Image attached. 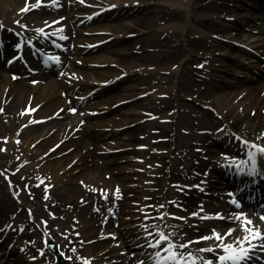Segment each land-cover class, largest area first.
I'll use <instances>...</instances> for the list:
<instances>
[{
	"label": "bare ground",
	"instance_id": "1",
	"mask_svg": "<svg viewBox=\"0 0 264 264\" xmlns=\"http://www.w3.org/2000/svg\"><path fill=\"white\" fill-rule=\"evenodd\" d=\"M198 1L205 4H202L204 9H212L216 13L222 11V13H226L224 19H219V17L210 14H201L194 16L192 24H189L190 13L193 12L195 0H0V168L7 172L9 178L11 177L10 185L12 187H18L13 181H17V177H21L33 191L32 193L27 191L20 194V199L7 194L0 200V227L5 226L2 233L6 232L7 234L5 247L8 249L7 252L12 253V264H57L56 257L52 256L45 247L50 240H54L64 251L69 259V264H108L110 261L117 264H123L125 261L128 264H140L138 258L129 257L131 248L139 242L140 230L152 224L165 226V211L172 209L171 205L176 202L194 205V202L197 201L194 195L197 193L200 195L201 189L194 187V181L185 182L188 189L190 187L192 191L191 195H186L185 192L170 185L171 179L178 181L193 180L189 174L201 170V166L206 165L212 169L221 168L223 167L221 164L227 163L232 157L240 154L247 157V163L243 167L249 176L251 175L253 180L264 179V160L262 159L264 154L259 151L260 145L264 146V83L259 85L256 90H249L247 99L250 101L248 105L239 104L237 107L233 105L232 109L226 110L222 123L224 128L217 119L210 118L197 110H191L197 123L196 127L180 133L176 139V152L173 162L164 171L152 175L149 192L146 193L145 199L151 203L148 205L151 213L149 217H146V223H137L139 225L137 227L131 223L125 224L124 233H119V226L114 225V229H112L114 233L110 235L113 239L111 242H107L109 228L104 220L113 221V217L117 213L124 215L123 220L127 219L131 222L136 219L139 220L138 214H129V202L122 191L115 186V183H119V179L108 175L104 177V180L109 183V187L105 188L104 195L93 193L91 190L92 183L83 175L79 178L84 179L80 185L71 177L66 182L67 184L59 186L58 176L54 177L55 183H52V179L46 174L45 170L47 169L43 168L44 172H36L35 167L31 166L29 161L31 155L26 154V145L40 139V142H43L38 143V148L32 152L42 158L56 156L57 150L53 149L52 146L55 143L52 144V142L65 140V142L74 141L75 143L82 141V144H85L84 147L89 144L90 140L88 141L86 136L90 131H94L90 123L88 125L83 123L84 127H82L81 124L75 123L76 116H70L69 120H64L66 116L73 115L75 108L72 107V104L82 101L72 100L71 102L65 98L53 103L57 93L48 92L57 88L69 92L83 85V82L70 83L65 81L63 80L64 76H68L69 73L78 74L80 81L84 80V76L88 83L101 84L99 86L103 88L106 83L111 81L109 77L108 79H97L96 82L94 75L81 70L75 71L76 69L74 71L67 69L61 77L52 78L53 72H56L58 67L54 68L53 71L44 72L41 67L36 66L31 55L28 57V53H26L27 56H23L25 45H43L51 42L52 36L48 35V29H45L46 25L55 24L56 32L52 34L56 37L53 38H56L64 51L79 48L81 41L77 38L78 31L75 28L96 18L97 21L105 19V22L98 23L87 31L97 30L106 33L111 31L113 35L86 41L88 43L87 49L95 48V46H90V43L99 42L100 39L109 38L105 43H97L96 47L103 49L109 47L108 45L111 43L121 42L123 36H132L133 32L141 33L132 43H126L125 49L128 50V53L122 50L119 52L129 55L130 60L124 66V71L127 74H147L139 78L136 84H153L157 77L158 79L163 77L165 81H170L173 75L176 76L177 73H180V70H177L172 71L173 73L165 72L158 76L157 73L146 71L151 65L149 63L167 65L171 60L176 61L184 55V51H182L184 44L179 35L181 36L186 30L197 32V25L204 26L210 33L208 41L211 44H208L206 40L203 42L200 38H196L194 41L203 45L204 48H210L218 45L217 37L227 38L229 36L227 31L232 33V30H239L243 27V22L239 21L240 19L233 13L236 8L225 7L220 0ZM226 1L229 3L233 0ZM25 8L28 10L23 11ZM128 21L131 27L136 28V31L131 33L126 25ZM160 27H166L164 29L168 32L161 30ZM41 29L45 30L40 33L39 30ZM105 29L107 31H104ZM16 41L21 45L18 50L16 49V52H23L17 61L7 64L4 59L10 51L15 50L13 47L11 48V45ZM115 50L107 48L104 51L106 54L101 56L108 57V54ZM189 51L203 53L206 52V49L189 48ZM185 55L188 56V53ZM189 56L186 61L194 60L191 53ZM91 57L87 56L88 59ZM61 59L60 57V61ZM78 61L89 64L83 59H78ZM195 61L200 65V59L199 62ZM45 64L49 66L48 62ZM201 66L203 65L198 66V68ZM182 68H184L182 73L191 77L192 73L196 71L195 67V69L193 67L185 68V66ZM98 74L104 73L97 71ZM125 76L118 74L114 80H120ZM157 82L159 81L157 80ZM41 84H44L42 85L43 89L35 95ZM219 85L214 81L208 82L207 90L200 92L198 96L203 100H211L214 96L213 93H210V89ZM135 86L137 85L128 84L127 88L129 90ZM103 88L94 87V90L98 93ZM137 94L130 92L125 94V97L121 95V98L116 95L99 101L97 105H112L113 98H118L114 102L125 98L134 99ZM149 99L146 100L151 101ZM148 101L136 98L132 101V109H141V106L148 104ZM172 101L170 95L158 96L152 99L154 103L152 107L156 112H164ZM111 105H106V107L112 108ZM175 108L176 106H173V109ZM183 111L184 104L180 107V112ZM123 120L120 124L117 123V127H113V133H117L121 125L130 126L134 123L138 125L128 133L130 137L135 136L137 132L140 134L155 132L170 135L168 124L172 119H156L147 123L141 117L128 116ZM99 125L100 123L97 122V126ZM107 134V132L97 131L93 135L103 138ZM216 135L222 137L216 139ZM251 141H255L257 145L252 146ZM46 144H49L48 148H46ZM201 144L204 145L203 148L200 147ZM212 146L214 149H220L222 154L216 157H211V155L207 157L209 155L207 149ZM51 149L52 151L49 152ZM113 151H105L107 155L105 160H102L105 167L109 163L116 162ZM82 153L78 149L70 157L71 160L76 159L74 162L75 169L86 166L88 155ZM249 153L253 154L254 159L250 157ZM166 155V152L157 150L150 151L147 157L152 160L158 158L165 160ZM216 158L219 159L218 164L211 162ZM156 166L160 167L159 164ZM232 171L230 169L223 170L221 173L222 182H214L216 183L214 185L221 188L224 184L233 182L235 174ZM36 187L40 188L39 191ZM136 187L137 185L132 186V188ZM165 187H167L166 191H164ZM258 196L259 194L256 193V195L248 198L249 208L264 210V207L259 206L255 201L259 199ZM246 199H242L238 206L245 208ZM155 201L157 202L155 203ZM176 208L175 212L183 211L181 206ZM186 211L189 210L186 209ZM240 219L241 222L238 225H225L224 222L219 221L216 222L218 223L216 227L210 222H196L189 230L184 227L168 226L167 233L169 238L174 240L178 249H183L179 245L187 244L188 247L185 248L194 249L197 252L191 255L192 258H195V255L198 256V259H194L195 264H209L205 258L208 259L210 255L217 253L221 248L217 245L216 235L222 236L226 232H232L236 236L244 237L249 232L245 231L246 227L251 230L253 225L261 223V215L251 209H244L240 218L234 216V220L239 221ZM150 221H154V223ZM246 221L252 223L246 225ZM15 224L17 228H13ZM11 228L13 229L7 233ZM125 235L128 236V239L124 240V248H120L117 241L125 238ZM147 243L145 244L149 254V251L152 252L154 247L148 246ZM202 249H209L210 251H201ZM202 253L207 254V256L202 257ZM166 256L168 255L160 254V259ZM147 258L149 260H146V264L151 261L157 264V255H151ZM260 264H264V252L261 254Z\"/></svg>",
	"mask_w": 264,
	"mask_h": 264
},
{
	"label": "rangeland",
	"instance_id": "2",
	"mask_svg": "<svg viewBox=\"0 0 264 264\" xmlns=\"http://www.w3.org/2000/svg\"><path fill=\"white\" fill-rule=\"evenodd\" d=\"M220 2L225 7L236 8V11L233 13L236 14L238 19H240L239 21L243 22V27L239 30L231 29L233 31L232 33L227 31L229 34L227 38L220 36L217 37L219 40L218 45L210 48H204L203 45L194 41L196 38H200L203 42L206 40L208 44H211V42L208 41L210 33L202 25L196 26L198 30L197 32H189L186 30L181 36L179 35L184 44L182 46L184 55L176 61L171 60L172 62H168L167 65L162 63L155 64L154 62L149 63L151 65L146 71L148 73H157L158 76H160L165 72H175L180 70V73H177L176 76L173 75L170 81H165L163 77H159V79L157 77L156 82L153 84H136L138 79L145 76L144 74L146 73H135L134 75H131L124 71V66L128 64L130 59L128 54L120 53L119 51L122 50L123 52L128 53V50L125 49L126 43H132V41L141 34L133 32L136 31V28L131 27L129 21L126 25L129 27L131 33L133 32V35L123 36L120 40L121 42L111 43L108 45L109 47L103 49H98L96 47L97 43H105L109 38L100 39L99 42H91L90 46H95V48L87 49L88 43L86 41L89 42L90 40L97 39V37L113 35L111 31L109 33L98 32L97 30L92 32L87 31V29H91L98 23L105 22V19L97 21V18L92 19L87 24L79 25L75 28L78 31L77 38L81 41V45L76 50L72 49L64 51L56 38H53L56 37L52 34L53 32H56V28L54 27L55 24L46 25L45 27V29H48V35L52 36L50 43L39 46L36 45L37 47H35L34 53H32L30 48L26 47L28 55H31L32 60L36 62L35 64L41 67L44 72H49V70L53 71L54 68L58 67L57 71L53 72L52 78H56V76L61 77L67 69H73V71L76 69L75 71L81 70L90 73L95 76L94 79H96V82L97 79L102 80L110 77L111 81L106 83L103 88L102 86H99L101 84L96 85V83H88L84 76V80L80 81V76L78 74L69 73L68 76H64L63 80L70 83L83 82V85L69 92L65 90L62 91L63 89L59 88L48 91L49 93H57L53 103L65 98H68L71 102L72 100L82 101L81 103L72 104V107L75 108L73 110L75 111L73 112V115L66 116L64 120H69L70 116H76L75 123L81 124L82 127H84L83 123L86 125L90 123L92 125L94 131H90L86 136L88 141L90 140L87 146L84 147L85 144H82V141H77L75 143L74 141L65 142V140L52 142V144L55 143L52 147L57 150L56 156L42 158L32 152V150L34 151L38 148V143L41 144V142H43H40V139L39 141L26 145L27 152L25 151L26 154L31 155L29 161L31 166L35 167L36 172H44L43 168H46L47 170H44L46 171L47 176L52 179V183H55L54 177L58 176L59 186L67 184L66 182L71 177H73V180L80 185L84 179L79 178L83 175L85 179L92 183L91 190L93 193L95 192V194L100 193V195H104L107 186L109 187V183L104 180V177L108 175L109 177L119 179V183H115V186L118 190L122 191L129 202V214H138L139 220L136 219L132 222L127 219L123 220L124 215L121 213L115 214L113 221L104 220L109 228V233L107 234L109 239L107 242L113 241L110 235L114 233L112 230L114 229V225L119 226V233H124L126 229L125 224L131 223L133 226L137 227L139 226L137 223H146V217H149L151 213L150 208H148V205L151 203L145 199L147 197L146 193L148 194L149 192V183L152 181V175L159 171H164L166 167L173 162L174 153L176 152V139L179 137L180 133L196 127L197 123L194 120L191 110H197L210 118L217 119L219 124L224 128V124L222 123L223 115L224 113L226 114V110L232 109L233 105L235 107L239 104L242 106L248 105L250 101L247 99L249 90H256V88H259V85L264 83V0H233L229 3L226 0H220ZM202 4L203 2L195 0V5L193 4V12L190 13L189 24H192V18L194 16L201 14H210L219 17V19H224L226 13H222L223 11L216 13L212 9H204L202 7L205 4ZM164 28L166 27H160L161 30H165ZM45 29L39 31L41 32ZM104 31L107 30L105 29ZM165 31L168 32V30ZM18 43V41L12 43L11 48L18 49V47H15L16 45H19ZM107 48L116 50L109 53L108 57L101 56L106 54L104 51L107 50ZM189 48L206 49V52L198 53L189 51ZM15 51L16 50L10 51L7 54L4 59L5 63L8 64V61L13 62L17 60L18 54H16ZM186 53H188V56L185 55ZM190 53L193 55L194 60L190 59L189 61H186L190 57ZM87 56L92 57L88 59ZM60 57L62 58L61 61ZM78 59H83L84 61L89 62V64L80 63ZM199 59L201 62L200 65L206 66L205 68L203 66L198 68L200 65H198L195 60L198 61ZM182 60L183 63L181 64ZM106 61L107 64H105ZM45 62H48L49 66L45 64ZM97 63H99V65H97ZM183 66H185V68L195 67L196 71L193 72L194 75L192 73L191 77L190 75L182 73L184 71V68H182ZM97 71H101L104 74L97 75ZM118 74L119 76H126L120 80H114ZM87 78L93 79L91 77ZM157 80L159 82H157ZM210 81H214L220 85L210 89V93H213L214 96L211 100H203L198 94L207 90V85ZM128 84H134L137 86L128 90ZM42 85L44 84L39 85L40 87L36 90L35 95L43 89ZM248 86L249 88L251 86V88L249 89ZM94 87L103 88V90L97 93V91L94 90ZM130 92L138 93L134 99H145L147 102L148 100L146 99L150 98L149 100L151 101H148V104L142 105L141 109L137 110L132 109V101L134 99L131 98H125L118 102H114V100H117L118 98H113L112 105H97L99 101L104 99L116 95H118L119 98H121V95H124L123 97H125V94ZM167 95H170L173 100L169 107L164 112L154 111V107H152V104H154L152 99L158 96ZM182 104H184V111L180 112ZM106 105H111L112 108L109 106L106 107ZM173 106H176V108L173 109ZM128 116L141 117L147 123L155 121L156 119H172L170 124H168L170 127V135L155 132L140 134L137 132L135 136L130 137L128 133L138 125L134 123L130 126H126V124L121 125L119 126V131L113 133V127H117V123L120 124V122H123V119ZM97 122L100 123L99 126H97ZM205 130L207 131V129ZM97 131L107 132L108 134L103 138H98L97 135H93ZM220 137L222 136H215L216 139H219ZM45 138L47 139L48 137ZM48 147L49 144H46V148ZM200 147L203 148L204 145L201 144ZM213 147L214 146L208 147L207 154L209 155H207V157H210V155L211 157H216L222 154V152L220 153V149L217 150ZM46 148H44V150H46ZM78 149L83 152L82 154H87L88 156L86 159V166H80L75 169L76 166L74 162L76 159L74 160L73 158L71 160L70 157L75 154ZM106 150H114L113 156L116 158V162L109 163L105 167L102 160H105L106 158ZM157 150L166 152L167 155L165 160H162L161 158L152 160L147 157L150 151ZM222 150L225 151L226 149ZM50 151H52V149L49 150V152ZM245 157L244 154L232 157L229 162V168H239L238 166L245 164ZM97 158H100V160L98 161ZM218 160L219 159L216 158L211 162L218 164ZM157 164H159L160 167H157ZM237 164L240 165L237 166ZM223 167H226V164H224ZM220 171H222V168L212 169L203 165L201 166V170L193 171L189 174L193 180L184 179L183 181H178L176 179H171L170 185L177 190L185 192L186 195H191L190 193H192V191L190 190V187L188 189L185 182L194 181V187L201 189L199 191L200 195H197L198 193L194 195V198L197 201L194 202V205H189L186 202H181V204L180 202H176L171 205L172 209H167L165 211V226L152 224L149 227H143L139 233L138 244L140 243V245L135 244V246L131 248L129 257H136L139 259L140 264H146L148 258L144 256V252L147 250L145 249V242H148V245L155 244L157 240H159V237L158 234L156 235L154 233L156 231L158 233L164 231L167 233L168 226H173L175 228L184 227L186 230H189L192 225L196 224V222H210L214 224V227L218 226V223L216 222L219 221L224 222L225 225H236V222L232 220L234 214L231 213H233V211L230 209V206L236 203L239 198L237 196L238 192L235 189H238L237 187H239V190H241L243 185L246 184L251 185V187L254 188L255 182L244 183L242 185L239 182L234 181L235 184L223 185L221 188H217L214 185L216 184L214 182H219L221 178ZM10 174L12 175L11 172ZM10 180L11 177H8L7 172L0 168V200L7 194L20 199V194L24 192L26 193L27 191L30 193L33 192L32 188L27 185L21 177H17V181H13L12 179V181L18 185L17 188L10 185ZM58 185L56 184V186ZM133 185H137V187L132 188ZM36 189L38 190L40 188L36 187ZM166 190L167 187L164 188V191ZM156 202L157 201H155V203ZM175 205L181 206L183 211L180 210L179 212H175V210H177V206L175 207ZM186 209L189 211H186ZM235 210V215L241 217L242 209L237 208ZM121 216L122 218H120ZM150 222L154 223V221ZM4 228L5 226L0 227V264H12V253L7 252L8 249L5 247L7 244V234L6 232L2 233ZM13 228H17L16 224ZM13 228L9 229L7 233ZM251 230H258L264 235V221L253 225V229ZM221 237H223L222 240H217L218 246H224L226 244H231L234 247L239 246L240 248L251 252V258L248 260L247 264H260V255L264 252V248H260L263 239H252L250 231L248 234L249 240H247L250 241V243L243 240L247 237L238 238L236 234L232 232H226ZM144 238L148 239L144 240ZM125 239H128V236L125 235V238H121L117 241L119 242L120 248H124ZM105 241L106 240L104 239V242ZM170 243H174V241H171ZM144 244L145 246H143ZM164 244L167 245V243ZM45 247L52 256L56 257L55 260L57 261V264H69L67 255L60 249L54 240L48 241ZM178 250L180 254H184V252H187L188 254L197 253L194 249L190 248ZM201 256L205 257L207 254L202 253ZM209 258L210 262L217 261V255L215 254L210 255ZM108 264L117 263L110 261ZM123 264L128 263L125 261Z\"/></svg>",
	"mask_w": 264,
	"mask_h": 264
},
{
	"label": "snow or ice",
	"instance_id": "3",
	"mask_svg": "<svg viewBox=\"0 0 264 264\" xmlns=\"http://www.w3.org/2000/svg\"><path fill=\"white\" fill-rule=\"evenodd\" d=\"M28 9L25 8L23 11H27ZM262 154H264V149L259 150ZM250 157L254 159V156L252 153H249ZM264 219V217H262ZM246 225L251 224V221H246ZM245 231H250L252 235V239H264V235H262L258 230H250L247 227L245 228ZM159 240L153 245H150L154 248H159L161 244L167 243V247L164 249V251L170 253L168 256L163 257L161 261H158L157 264H187V262L183 259V256L177 252L175 249L177 248V245L169 242V236L165 235L164 233H159ZM230 235V233H229ZM217 240H222L223 237L220 235H216L215 237ZM207 239V238H205ZM246 242L247 238H245ZM180 248L188 247L187 244H181L179 245ZM264 247V245H262ZM201 251H210L209 249H202ZM223 251L227 253V255L220 256L219 259L221 261V264H226L227 261H231L232 264H241L242 261H245L248 259V252L247 250L241 248L237 249L231 244H226L223 246ZM156 255L159 257L160 253L157 252ZM193 264H195V261H193Z\"/></svg>",
	"mask_w": 264,
	"mask_h": 264
}]
</instances>
